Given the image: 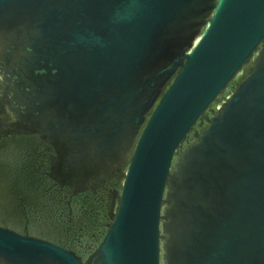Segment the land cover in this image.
Returning <instances> with one entry per match:
<instances>
[{"label":"water","instance_id":"obj_1","mask_svg":"<svg viewBox=\"0 0 264 264\" xmlns=\"http://www.w3.org/2000/svg\"><path fill=\"white\" fill-rule=\"evenodd\" d=\"M0 264H264V0H0Z\"/></svg>","mask_w":264,"mask_h":264}]
</instances>
